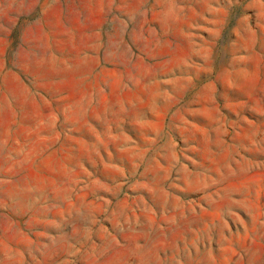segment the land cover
Returning a JSON list of instances; mask_svg holds the SVG:
<instances>
[{
  "label": "rangeland",
  "instance_id": "obj_1",
  "mask_svg": "<svg viewBox=\"0 0 264 264\" xmlns=\"http://www.w3.org/2000/svg\"><path fill=\"white\" fill-rule=\"evenodd\" d=\"M0 264H264V0H0Z\"/></svg>",
  "mask_w": 264,
  "mask_h": 264
}]
</instances>
